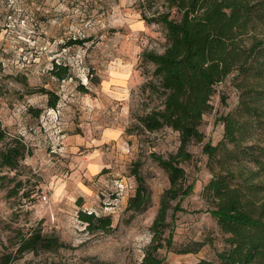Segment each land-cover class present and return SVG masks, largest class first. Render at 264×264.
<instances>
[{
  "label": "rangeland",
  "instance_id": "rangeland-1",
  "mask_svg": "<svg viewBox=\"0 0 264 264\" xmlns=\"http://www.w3.org/2000/svg\"><path fill=\"white\" fill-rule=\"evenodd\" d=\"M163 12L180 17L175 8L168 7V0H0V117L8 134L21 136L28 147L18 169L0 171V255L16 249L19 232L37 229L63 242L54 250L26 252L10 264H134L142 260L152 241L151 226L161 199L170 186L167 172L150 154L168 157L180 144L179 132L169 127L150 132L137 119L162 107L161 93L145 86L157 79L152 75L153 65L144 62L141 54L164 50L166 28L148 21ZM87 37L84 44L66 45L70 38ZM115 61H134L143 81L131 89L129 97L112 105V111L120 115L115 124L122 136L97 145L100 132L90 110L100 107L102 83ZM54 62L68 65L70 76L63 80L53 76ZM41 87L60 96L54 114L47 112L48 96L37 91ZM237 102L238 91L230 78L217 84L213 107L200 125L204 141L188 146L192 158L182 165L186 184L193 183V188L180 200L170 199L169 226L163 233L164 246L158 249L171 264L215 258L226 247V235L206 211L202 194L213 175L203 144H216L222 138L218 117ZM30 107L43 111L36 115ZM73 132L84 141H68L67 133ZM97 148L107 152V163L91 179L84 175L87 169L82 171L91 191L83 193L73 187L57 194V184L69 180L75 169L72 157ZM134 169L150 190L142 211L127 208L137 188ZM79 197L82 208L112 216L110 232L87 231L77 216ZM170 235L172 244L167 246Z\"/></svg>",
  "mask_w": 264,
  "mask_h": 264
},
{
  "label": "trees",
  "instance_id": "trees-1",
  "mask_svg": "<svg viewBox=\"0 0 264 264\" xmlns=\"http://www.w3.org/2000/svg\"><path fill=\"white\" fill-rule=\"evenodd\" d=\"M168 7L175 8L180 17L163 12L148 19L166 28L164 50H143L141 54L144 62L153 65L152 75L157 79L145 86L161 93L162 107L137 119L150 132L164 127L179 132L180 144L168 157L154 151L150 154L167 172L170 186L151 226L152 241L142 260L134 264H171L158 254L169 226L170 199L180 200L192 191L193 183L186 184L182 163L192 158L189 144L204 141L202 118L213 107L216 85L227 78L238 91V102L218 117L223 124L222 138L216 144H203L213 175L202 190L206 211L226 235V247L217 251L215 258L180 264H264V0H168ZM89 39L70 38L66 45L84 44ZM50 73L66 79L69 66L54 62ZM37 91L48 96V109L57 108L60 96L56 92L45 87ZM29 111L40 115L43 108L30 107ZM27 151L23 138L8 134L0 117V171L18 169ZM133 174L137 188L127 208L142 211L148 205L150 190L137 169ZM82 202L79 197L77 216L88 232L113 229L110 214L86 210ZM171 244L170 235L166 245ZM62 245L55 234L37 229L29 234L19 232L16 249L0 255V264H10L26 252Z\"/></svg>",
  "mask_w": 264,
  "mask_h": 264
},
{
  "label": "crops",
  "instance_id": "crops-1",
  "mask_svg": "<svg viewBox=\"0 0 264 264\" xmlns=\"http://www.w3.org/2000/svg\"><path fill=\"white\" fill-rule=\"evenodd\" d=\"M143 78L140 71L135 68L134 61L118 62L112 63L108 68V75L105 77L102 83V94L100 97L103 99L98 100L97 105L100 107L95 110H90V117L99 127V138L95 139L97 145L109 143L112 140H116L122 136L121 127L117 126L115 123L119 119V113L115 110L112 111V105L118 99H125L130 96L131 89L136 88ZM96 103V102H95ZM74 135L81 134L78 133H67L69 136L68 141L81 142L79 137H74ZM73 136V138H70ZM77 148V147H76ZM107 152L101 151L100 149H95L90 151L85 155H75L72 157V164L75 168L69 175V180H63L56 186V193H61L63 190L68 188H75L87 193L91 189L83 182L82 171L84 172L86 179H91L93 176H97L104 165H106Z\"/></svg>",
  "mask_w": 264,
  "mask_h": 264
},
{
  "label": "built area",
  "instance_id": "built-area-1",
  "mask_svg": "<svg viewBox=\"0 0 264 264\" xmlns=\"http://www.w3.org/2000/svg\"><path fill=\"white\" fill-rule=\"evenodd\" d=\"M47 112H48V114H54L56 112V109L50 108V109H48ZM42 199L47 200V195H43Z\"/></svg>",
  "mask_w": 264,
  "mask_h": 264
}]
</instances>
